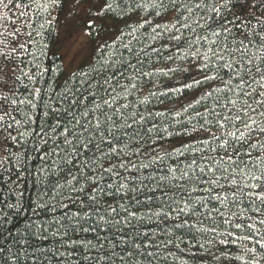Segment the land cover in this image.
<instances>
[{"label":"trees","instance_id":"obj_1","mask_svg":"<svg viewBox=\"0 0 264 264\" xmlns=\"http://www.w3.org/2000/svg\"><path fill=\"white\" fill-rule=\"evenodd\" d=\"M28 3L31 6L27 9L0 5V10L10 18L5 27L10 28L15 21V26L25 33L20 39H30L28 51L18 50L20 67L16 74L22 78L15 81V97L9 94L5 101V107L21 121L19 131L24 135L9 143L0 162V248H3L0 264H226L225 254L230 251L235 256L238 250L225 248L219 241L230 240L225 235L230 230L243 240L245 230L230 229L215 212L213 219L195 223L194 227H176L187 217H178L174 209L178 210L185 199L195 206L197 198L205 195L197 191L191 197L185 196V189L191 191L198 185L174 179L170 174L172 166L191 159V153L178 157L161 151L163 159L159 162L149 159L148 152H143L140 158L133 157L148 167L129 173L136 179L121 190L123 197L115 192L119 181L105 175L101 184H112L113 188L97 192V203L91 206L87 201L82 205L84 193L73 191V186L62 178L69 168L73 169L72 174H80L69 160L80 165L81 160L94 155L91 146L82 155H71L73 147H79V141L88 135L86 132L80 135L84 131L80 126L92 120V110L97 109L98 116L103 111L117 119L105 101L119 108L124 123L144 117L142 123L133 124L140 140H155L159 135L165 137L163 143L168 147L171 141L181 139L176 135L178 132L196 135L191 125L199 127L198 118L189 120V117L203 110L193 97L206 85L193 84L191 88L184 85L201 78L198 62L188 55L177 58V42L171 39L173 32L165 31L163 26L153 30L161 18L147 0H28ZM21 11L26 15L21 17ZM60 25L66 36L65 44L60 45L68 51L73 47L74 56L84 53L78 52V48L85 43L83 40H89L88 51L80 56L76 67H67L66 54L56 47ZM76 30L83 32L79 41L82 43L76 44L70 38ZM28 32L32 34L30 38ZM188 34L185 31L184 35ZM180 53H185V48ZM23 72H29L34 79L23 76ZM133 83L135 89L130 88ZM35 88L40 89L39 94H35ZM13 98L17 100L15 106L10 104ZM20 100H30L32 104H20ZM123 104L128 107H121ZM177 111L179 116L175 115ZM99 119L104 127V116ZM58 122L72 133L73 145L62 143ZM153 125L154 130L148 133L147 129ZM169 133L173 135L169 137ZM101 147L107 150L108 146L102 143ZM124 150L128 152L129 148ZM200 155L203 153L197 156L198 160ZM83 172L91 174L87 168ZM184 172L188 173L189 181L200 175L184 164L174 176L180 177ZM174 195L175 201L171 199ZM69 196L74 203H70ZM100 200L106 203L101 204ZM108 204L118 211L110 212ZM242 205L246 206V202L226 204L221 211L249 216L251 213L244 211ZM207 207L219 205L212 201ZM125 209L136 212V217H128ZM85 210L89 213L87 217ZM162 213H170V218ZM200 219L197 215L190 222ZM145 232L147 237L143 235ZM232 264L244 262L233 259Z\"/></svg>","mask_w":264,"mask_h":264},{"label":"snow or ice","instance_id":"obj_2","mask_svg":"<svg viewBox=\"0 0 264 264\" xmlns=\"http://www.w3.org/2000/svg\"><path fill=\"white\" fill-rule=\"evenodd\" d=\"M147 2L155 15L161 18V23L155 25L153 30L163 26L165 31L173 32L171 39L177 42V58L183 59L184 55H188L190 59L198 62L201 78L184 85L186 88H191L193 84L206 85L193 97L194 103L201 104L203 110L189 117V120L198 118L199 127L196 124L191 125L196 135L187 131L178 132L176 135L181 139L178 142L171 141L168 147L163 143L165 137L159 135L155 140H140L139 132L133 128V124L142 123L144 117L141 116L140 121L133 119V123H124L125 118L119 108H113L105 101V105L117 119L114 120L113 116L100 111L99 116H104L105 122L102 127L99 116L95 114L97 109L92 110V120L80 126L84 130L80 135L85 132L88 135L79 141V147H73L71 155H82L90 146L94 155L87 160H81L80 165L69 160L68 163H72L80 174H72L73 169L69 168L62 178L68 185L73 186V191L84 193V198L80 200L82 205L87 201L91 206L97 203V192L104 193L105 189L113 188L112 184H101L105 175L110 176L114 182L119 181L115 192L123 197L121 190L136 179L129 173L148 167L140 164L139 159L134 161L133 157L140 158L143 152H148L149 159L159 162L163 159L159 154L161 151L165 155L173 154L178 157H186L191 153V159L173 165L170 174H173L174 179L198 185L191 191L185 189V196L191 197L192 192L197 191H202L205 195L197 198L195 206H190L189 200L185 199L178 210L174 209L178 217H187L180 220L176 227H194L195 223L213 219L212 213L215 212L230 229L245 230L243 240L236 231L230 230L225 235L231 239L219 241L225 248L231 246L238 250L235 256L230 251L225 254L226 264H232L233 259L243 261L244 264H264V231H261L264 229V0ZM0 5L25 9L31 6L28 0H20L18 3L13 0H7V3L6 0H0ZM19 15L23 17L26 12L21 11ZM9 19L0 10V162L3 161L9 143L24 135L19 131L21 121L16 120L5 107V101L9 94L15 97V81L22 78L16 74L20 67L17 63L18 50L26 52L30 44V39H20L25 33L15 26V21L11 22L10 28L5 27ZM185 31L189 34L184 35ZM26 35L30 38L32 34L28 32ZM182 47L185 48V53H180ZM23 76L34 79L29 72H23ZM130 88L135 89L136 84H131ZM34 92L39 94L40 89L35 88ZM19 103L32 104V101L20 100ZM10 104L15 106L17 100L13 98ZM121 107L127 108L128 105L123 104ZM175 115L179 116L180 112L177 111ZM6 117L9 118L7 122ZM56 127H61L59 122ZM154 128L155 125L148 128L147 132L151 133ZM60 134L63 136L62 143L70 146L74 144L70 138L72 133L68 129L61 127ZM172 135L168 134L169 137ZM97 136L99 139H96ZM213 142L215 146H211ZM102 143L107 144V150L101 147ZM141 144L145 147L142 148ZM205 145L209 147L206 148ZM125 147L129 148L128 152H125ZM152 152H156V155H151ZM202 153L198 160L197 156ZM56 154L59 155L58 152ZM184 164L198 171L200 175L192 181H189L187 172L175 177L174 174ZM85 168L89 169L90 175L83 172ZM158 179L163 182L162 177ZM77 185L82 186L76 187ZM201 185L212 187H200ZM171 199L175 201L177 197L174 195ZM69 201L75 202L71 196ZM212 201L219 207L208 209L207 205ZM241 202H246V206L242 205L244 211L251 213L247 217L241 213L226 214L221 211L226 204ZM100 203L106 201L100 200ZM64 207L68 205L65 204ZM108 207L110 212L118 211L110 204ZM200 209L204 211L201 212ZM124 211L128 217H136V212H129L127 209ZM75 215L78 217L80 213ZM84 215L87 217L89 213L85 210ZM162 215L170 218V213ZM197 215L201 219L190 222ZM100 219L103 220V217ZM212 231L215 232V229ZM143 235L147 237L148 233ZM148 246L146 242L145 247ZM136 247L139 248L140 245L136 244ZM0 252H3V248H0Z\"/></svg>","mask_w":264,"mask_h":264},{"label":"rangeland","instance_id":"obj_3","mask_svg":"<svg viewBox=\"0 0 264 264\" xmlns=\"http://www.w3.org/2000/svg\"><path fill=\"white\" fill-rule=\"evenodd\" d=\"M60 27V34H59V32L57 33V36H56V39H55V44H56V47H57V45H58V48H60V50H62L63 51V53L64 54H66L65 56V65L67 66V67H76L77 66V63L79 62V58H80V56H82L83 54H85V52H87L86 51V49L89 47V40H87V39H85V41L83 40L82 42H85L83 45L81 44V46H80V49L78 48V52L79 51H81V50H83L84 51V53L82 54H79V56L78 57H76V56H74L73 54H72V44L70 45L72 48H70L69 49V51L63 46V45H60V42L62 43V44H65V41H66V36L64 37V35L61 33V29L63 28V26L62 25H60L59 26ZM81 28H83V27H81ZM81 35H83V32H82V30H76V31H74V33H72L71 35H70V38H71V40H73L76 44H79V43H82V42H79L81 39H82V37L83 36H81Z\"/></svg>","mask_w":264,"mask_h":264}]
</instances>
